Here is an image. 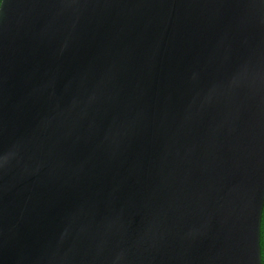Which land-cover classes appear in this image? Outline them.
<instances>
[{"label":"water","instance_id":"water-1","mask_svg":"<svg viewBox=\"0 0 264 264\" xmlns=\"http://www.w3.org/2000/svg\"><path fill=\"white\" fill-rule=\"evenodd\" d=\"M264 0H1L0 264H262Z\"/></svg>","mask_w":264,"mask_h":264},{"label":"trees","instance_id":"trees-1","mask_svg":"<svg viewBox=\"0 0 264 264\" xmlns=\"http://www.w3.org/2000/svg\"><path fill=\"white\" fill-rule=\"evenodd\" d=\"M261 251H262V264H264V212H263L262 229H261Z\"/></svg>","mask_w":264,"mask_h":264}]
</instances>
